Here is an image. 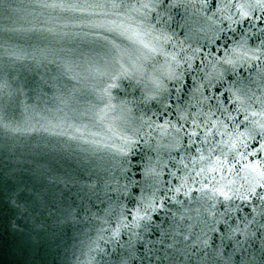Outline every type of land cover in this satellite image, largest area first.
<instances>
[{"label": "water", "instance_id": "95a60500", "mask_svg": "<svg viewBox=\"0 0 264 264\" xmlns=\"http://www.w3.org/2000/svg\"><path fill=\"white\" fill-rule=\"evenodd\" d=\"M40 2L0 0V264H264V0Z\"/></svg>", "mask_w": 264, "mask_h": 264}, {"label": "snow or ice", "instance_id": "6c2138e0", "mask_svg": "<svg viewBox=\"0 0 264 264\" xmlns=\"http://www.w3.org/2000/svg\"><path fill=\"white\" fill-rule=\"evenodd\" d=\"M37 7L45 10H52L53 12H56L57 10L63 12L67 10H76V9H83L85 7H100V5H74V4H67L64 3L63 0H51V2H48V0H41V2L37 5ZM144 7H148V5H144ZM246 15V14H245ZM179 131V130H177ZM195 133H193L194 135ZM254 171H258L257 165L252 166ZM262 178H264V172L258 173ZM260 187H264V184L259 185ZM212 191L220 196H223L225 200H230L231 197L228 195V192L224 191V189L221 188H213ZM242 199H247V197H241ZM233 231H239V229H235ZM254 235V234H253ZM205 244L207 245V242L205 241ZM264 251V249H262Z\"/></svg>", "mask_w": 264, "mask_h": 264}]
</instances>
